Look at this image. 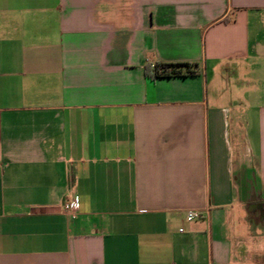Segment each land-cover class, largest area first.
<instances>
[{
  "label": "crops",
  "instance_id": "0c3cea01",
  "mask_svg": "<svg viewBox=\"0 0 264 264\" xmlns=\"http://www.w3.org/2000/svg\"><path fill=\"white\" fill-rule=\"evenodd\" d=\"M0 264H264V0H0Z\"/></svg>",
  "mask_w": 264,
  "mask_h": 264
},
{
  "label": "trees",
  "instance_id": "16d2710c",
  "mask_svg": "<svg viewBox=\"0 0 264 264\" xmlns=\"http://www.w3.org/2000/svg\"><path fill=\"white\" fill-rule=\"evenodd\" d=\"M191 67L192 65L188 63L158 64L153 67L152 73L151 70H149V73L153 78L180 77L194 74L190 70ZM183 69H186L184 73L182 72Z\"/></svg>",
  "mask_w": 264,
  "mask_h": 264
},
{
  "label": "built area",
  "instance_id": "2783aa9c",
  "mask_svg": "<svg viewBox=\"0 0 264 264\" xmlns=\"http://www.w3.org/2000/svg\"><path fill=\"white\" fill-rule=\"evenodd\" d=\"M63 209L66 213H71L73 216L76 213L78 209V203L77 202H66L63 204ZM199 218V213L196 211H187L185 220L187 222H191L195 219ZM183 229H179V232H182Z\"/></svg>",
  "mask_w": 264,
  "mask_h": 264
}]
</instances>
